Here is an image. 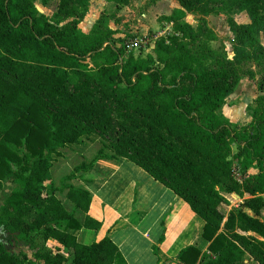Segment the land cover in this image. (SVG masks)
<instances>
[{
  "label": "trees",
  "instance_id": "trees-1",
  "mask_svg": "<svg viewBox=\"0 0 264 264\" xmlns=\"http://www.w3.org/2000/svg\"><path fill=\"white\" fill-rule=\"evenodd\" d=\"M36 1L53 0H0V228L6 241L31 247L37 238L54 240L71 252L72 264H128L109 236L79 241L75 231H99L102 224L88 216L90 191L67 185L100 159L125 158L204 221L206 250L187 246L176 262L264 264V0H177L179 7L160 17L171 33L145 56L142 49L126 53L111 26L132 0H106L114 13H101L88 33L80 24L94 0H57L52 18ZM244 12L250 21L237 23L234 15ZM221 13L229 14L235 34L232 59L210 45L216 35L206 17ZM188 14L198 16L196 26ZM247 63L263 75L251 122L239 125L219 112L241 77L253 76L242 68ZM93 134L111 154L99 150L61 180L66 199L85 214L81 222L50 184L52 157ZM226 194L237 195L241 206L228 211ZM67 260L62 252L29 256L0 243V264Z\"/></svg>",
  "mask_w": 264,
  "mask_h": 264
},
{
  "label": "crops",
  "instance_id": "crops-1",
  "mask_svg": "<svg viewBox=\"0 0 264 264\" xmlns=\"http://www.w3.org/2000/svg\"><path fill=\"white\" fill-rule=\"evenodd\" d=\"M172 2L178 8L177 0ZM96 20H87L90 24L82 31L88 33ZM77 176L92 194L88 216L102 224L99 231L85 230L84 244L109 236L128 264H179L177 254L201 238L204 221L129 160L100 159ZM201 245L206 250L208 243L203 240Z\"/></svg>",
  "mask_w": 264,
  "mask_h": 264
},
{
  "label": "rangeland",
  "instance_id": "rangeland-1",
  "mask_svg": "<svg viewBox=\"0 0 264 264\" xmlns=\"http://www.w3.org/2000/svg\"><path fill=\"white\" fill-rule=\"evenodd\" d=\"M174 3L172 0H132L129 7L123 8L117 14V21H111V26L117 30L116 38L122 39L125 43L134 38L148 39L151 45L160 37H164L171 33V25L165 21H160V17L165 14H171ZM36 6L41 14L52 18L57 11L58 1H50L46 6H43L40 1H36ZM179 7V5H178ZM115 11V6L108 5L106 0H94L91 2L90 10L80 28L85 30V26H89L87 20L91 22L96 20L101 13L112 14ZM90 18V19H89ZM235 21L239 24L248 23L250 21L247 13H239L234 15ZM198 16L188 14L186 21L193 26H196ZM208 27L215 33L216 39L211 42V47L219 52H222L228 59L233 58V50L235 44V34L229 27V14L221 13L218 15H209L206 17ZM87 22V23H85ZM85 23V24H84ZM259 42L264 46V31L259 35ZM151 45H146L142 48V56L153 53ZM139 52L136 51V53ZM245 72L252 71L253 76L247 74L241 77V80L236 90L227 98L226 104L220 110V114L225 116L234 124L247 125L251 122L252 112L255 108L254 100L259 95L258 83L263 75V71L256 67L253 63L243 65ZM106 141L97 134L89 137H84L79 143L61 149V154L53 155L51 166V181L50 184L56 186L58 191L56 196L62 201L63 205L70 213H73L79 221H83L85 214L77 211L74 205L66 199L67 187L62 186L61 180L63 177L72 173L73 169L83 162H90L99 152L103 150L106 154H111L110 150L104 146ZM251 174H255L256 170H251ZM49 184V182L47 183ZM80 185L79 181L68 182L67 185ZM11 187L6 186L4 193H8ZM2 192L0 191V197ZM230 202L227 207L228 211L234 210L241 206L242 199L237 195H225ZM264 216V211H263ZM203 228V227H202ZM82 231V233H81ZM73 232V231H72ZM76 236H80V241L84 240L86 234L85 230L75 231ZM202 239V240H201ZM202 231L201 238L196 241L195 246L204 249L200 246L203 242ZM7 248L12 252H24L29 256L36 250L51 251L52 253L62 252L67 257L66 264H72V255L69 251L61 250L60 245L54 240L44 241L43 239H36L34 246L24 247L15 243L14 240L8 239ZM205 241V240H204ZM206 242V241H205ZM200 243V244H199ZM208 243V242H206ZM205 251V250H203Z\"/></svg>",
  "mask_w": 264,
  "mask_h": 264
},
{
  "label": "built area",
  "instance_id": "built-area-1",
  "mask_svg": "<svg viewBox=\"0 0 264 264\" xmlns=\"http://www.w3.org/2000/svg\"><path fill=\"white\" fill-rule=\"evenodd\" d=\"M146 45H151V42H149L148 39L145 38V40H144L143 38H134V39L130 40L129 42L125 43L126 53L136 52V51L142 49L143 47H145ZM151 46L153 49L154 43ZM234 177L236 178V180L238 182L242 183L243 176L241 175V172L237 167L234 168ZM225 197L228 199L227 196H225ZM230 197H232V194H230Z\"/></svg>",
  "mask_w": 264,
  "mask_h": 264
},
{
  "label": "water",
  "instance_id": "water-1",
  "mask_svg": "<svg viewBox=\"0 0 264 264\" xmlns=\"http://www.w3.org/2000/svg\"><path fill=\"white\" fill-rule=\"evenodd\" d=\"M2 235L6 236V234L3 232V228H0V243L7 244L6 239H2Z\"/></svg>",
  "mask_w": 264,
  "mask_h": 264
},
{
  "label": "flooded vegetation",
  "instance_id": "flooded-vegetation-1",
  "mask_svg": "<svg viewBox=\"0 0 264 264\" xmlns=\"http://www.w3.org/2000/svg\"><path fill=\"white\" fill-rule=\"evenodd\" d=\"M6 237H7V235H6V236H3V235H2V239H6Z\"/></svg>",
  "mask_w": 264,
  "mask_h": 264
}]
</instances>
